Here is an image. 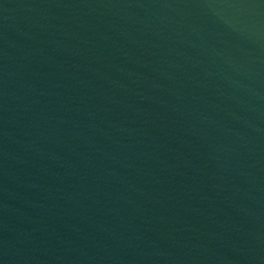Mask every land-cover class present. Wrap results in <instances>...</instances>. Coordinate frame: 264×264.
Returning <instances> with one entry per match:
<instances>
[{
  "label": "water",
  "instance_id": "95a60500",
  "mask_svg": "<svg viewBox=\"0 0 264 264\" xmlns=\"http://www.w3.org/2000/svg\"><path fill=\"white\" fill-rule=\"evenodd\" d=\"M0 264H264V0H0Z\"/></svg>",
  "mask_w": 264,
  "mask_h": 264
}]
</instances>
